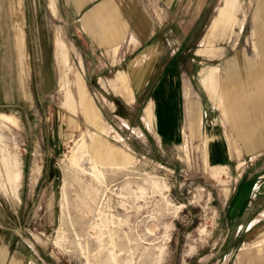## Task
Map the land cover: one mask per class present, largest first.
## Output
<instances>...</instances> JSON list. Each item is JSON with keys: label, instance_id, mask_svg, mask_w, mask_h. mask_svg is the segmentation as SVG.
I'll return each instance as SVG.
<instances>
[{"label": "rangeland", "instance_id": "1", "mask_svg": "<svg viewBox=\"0 0 264 264\" xmlns=\"http://www.w3.org/2000/svg\"><path fill=\"white\" fill-rule=\"evenodd\" d=\"M38 1L53 53L51 82L43 88L38 69L30 77L22 67L13 79L29 102L0 99L3 264H11L5 256L16 264H234L244 242L252 257L262 253L264 153L235 156L218 105L220 66L243 47L251 55L256 0H145L158 33L139 48L148 83L135 105L122 66L139 51L124 57L114 50V64L88 68L89 76L72 28L49 0ZM12 7L16 17L18 5ZM6 8L0 3V32ZM24 8L27 31L33 15L28 3ZM56 30L68 50L59 68ZM8 53L0 43V96L12 94L13 79L4 75ZM169 75L184 80L186 118L176 141L157 134L152 101L144 106L143 99L173 102L157 91ZM211 131L224 160L209 156ZM240 189L245 196L238 201Z\"/></svg>", "mask_w": 264, "mask_h": 264}, {"label": "crops", "instance_id": "2", "mask_svg": "<svg viewBox=\"0 0 264 264\" xmlns=\"http://www.w3.org/2000/svg\"><path fill=\"white\" fill-rule=\"evenodd\" d=\"M28 1L0 0V3L7 4L8 11V15L7 12H3L1 17L5 30L0 32V37L2 36L0 43L4 52L11 53L4 56V59L9 58L10 60V64L4 67V75L8 74L12 79L13 77L19 78L22 67H27L30 77H33L32 69L36 68L38 69V82L44 88V84L47 85L51 82L48 69H51L50 60L52 61L53 53L51 58L50 39L44 30L43 18L39 17V1ZM12 3L18 5L16 17H14ZM27 3L30 5L33 23L32 29L29 27L26 31L24 7ZM255 3V10L251 15V38L248 44L251 55L244 47L237 50L235 55L220 66L221 76L218 80L220 85L222 84L218 105L222 109V117L226 118V130L231 137L230 146L234 149V153H237L236 157L240 156L241 151L248 159L264 153V0H256ZM48 7L53 13L57 11L61 20L67 23L68 28H72L73 41L81 55L79 58L80 62L82 60L81 67H84L87 73L88 68L112 66L114 63L110 56L113 59L116 57L114 50H117L118 54L124 51L126 54L124 57H126L127 53L137 52L141 46L154 43L158 33L154 21L155 16L150 12L145 0H49ZM20 10L23 12L21 13ZM1 12L0 10V15ZM9 19L11 27H8L7 20ZM15 20L18 21L16 29ZM17 35L18 37H16ZM9 44L10 47L4 46ZM54 45L55 61L59 68L58 61L65 58L64 53L67 49L64 48L62 39L58 38L57 30L54 33ZM143 49L137 52L136 57L134 56L129 63L122 66L125 68V76L133 91L134 105L137 100L141 99L140 96L145 92V86L148 83L142 76L144 74L142 69L146 64V61L142 59L145 56V54L142 55ZM153 63L155 64L154 61ZM159 70L161 73L165 72L164 67H160ZM117 72H121V70ZM26 73L24 68L25 83L27 82ZM90 75H93L92 71H89ZM174 77L175 75H169L167 84L159 82L158 90L156 88L157 91L161 89L165 95L168 94L166 99L174 100L168 103L163 101L161 103L163 111L159 108V106L161 107L159 102L162 99H158L156 96H150L148 99L143 97V99L144 106L152 101L153 127L157 134L160 137L176 141L182 131L186 113L183 96L184 80L181 83ZM17 81L18 79L14 78L10 84L12 91L9 93L12 94L1 95L0 99L23 98L27 103L29 102V94L24 97L21 95L22 89ZM16 93L19 95H15ZM115 95L119 100L124 101L123 103L132 104L120 94ZM213 128L215 129L210 125V130ZM214 133L211 131L210 137L214 143L211 147L209 144V156L214 161L224 160L226 158L225 151L218 142L219 137ZM239 196L242 198L245 196V189L239 190L238 201ZM249 245V242H244L240 246L234 264H264V254L261 255L264 251L254 258L250 253ZM2 251L3 247L0 245V255ZM5 258L7 263L16 264L13 259L6 256ZM3 263L4 261L0 259V264Z\"/></svg>", "mask_w": 264, "mask_h": 264}]
</instances>
